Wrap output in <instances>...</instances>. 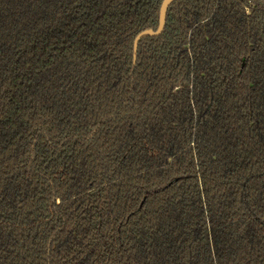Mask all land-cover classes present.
<instances>
[{"label": "trees", "instance_id": "trees-1", "mask_svg": "<svg viewBox=\"0 0 264 264\" xmlns=\"http://www.w3.org/2000/svg\"><path fill=\"white\" fill-rule=\"evenodd\" d=\"M0 0V264H264V0Z\"/></svg>", "mask_w": 264, "mask_h": 264}, {"label": "water", "instance_id": "water-1", "mask_svg": "<svg viewBox=\"0 0 264 264\" xmlns=\"http://www.w3.org/2000/svg\"><path fill=\"white\" fill-rule=\"evenodd\" d=\"M175 2V0H163L161 9H160V20H159V27L157 29L149 28L141 33H139L135 39L134 42V61H137L138 58V50L140 42L143 38L148 36H160L163 34L166 25H167V19H168V11L170 6Z\"/></svg>", "mask_w": 264, "mask_h": 264}]
</instances>
